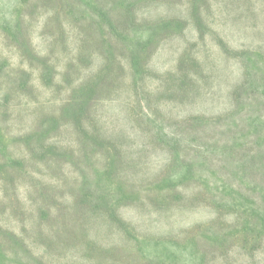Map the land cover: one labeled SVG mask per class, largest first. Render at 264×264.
<instances>
[{
  "label": "rangeland",
  "instance_id": "1",
  "mask_svg": "<svg viewBox=\"0 0 264 264\" xmlns=\"http://www.w3.org/2000/svg\"><path fill=\"white\" fill-rule=\"evenodd\" d=\"M91 1L94 13L68 0L79 21L65 2L71 15L54 1L0 0V264H264V230L248 229L247 209L217 204L227 197L207 171L225 150L209 119L235 111L242 144L251 141L248 122L259 129L253 141L264 140V0H137L138 28L118 22L104 41L100 15L117 16L123 0ZM19 14L29 55L2 29ZM87 82L106 87L84 127L110 138L115 160L70 124L66 103L83 100ZM176 151L186 163L173 161ZM245 185L242 194L258 197Z\"/></svg>",
  "mask_w": 264,
  "mask_h": 264
},
{
  "label": "trees",
  "instance_id": "2",
  "mask_svg": "<svg viewBox=\"0 0 264 264\" xmlns=\"http://www.w3.org/2000/svg\"><path fill=\"white\" fill-rule=\"evenodd\" d=\"M53 1L58 5H62V8H65L67 11H68L67 6H68L71 9L73 15L74 14L78 15L79 21H80V17L83 20V16L80 15L79 12H77L75 4H69L68 0H49V2H53ZM95 1L99 6L98 1L94 0V2ZM136 1L137 0H128L126 2V0H123L121 3L124 5L119 7L122 9L120 10L117 16L114 15L112 17L111 14L109 13L100 15L101 19L96 25L103 31L102 33L99 34L101 35L103 41L105 36L109 37V35H112L114 33V29L115 27L118 26L117 24L118 22H121L123 27L127 29L130 28V30L132 28L135 29L138 28L136 26V19H135L136 17L131 11V8L133 7L132 3ZM63 2H65L67 6L65 4H61ZM82 2L85 3L84 5L88 9V12H93V13L95 12L96 7L94 6V3L91 0H82ZM90 3L92 4V7L89 5ZM58 14H59L58 11H54L53 15L55 17H58L57 16ZM84 15L88 16L92 20L91 15H88L87 12H84ZM21 17H23L22 14H19V16L13 21L6 20V18H4L2 22L5 23L6 25L3 26L2 29H4L6 33L10 34V37L19 46L18 48H20L21 52L24 55H29L31 54V52H29L30 46H26V45H24V47L22 46L23 38H24L22 31L24 30L23 28L24 25ZM193 18L195 19L196 25L197 24L201 25V18L197 12L194 13ZM146 30L150 32L151 38L155 35V28H149ZM108 43L110 42L108 41ZM138 44H135L136 51H134L131 57L132 65L136 71L138 69L139 70L141 69V63L139 62L140 59L137 52V49H141L140 48L141 46H139L141 44L139 45ZM192 64L194 65L192 66V70L193 68H199L198 63H192ZM42 66L46 70H49L46 64ZM103 70L101 69L100 72H102ZM178 70L182 71L183 69L181 68V66H179ZM193 73L189 71H185L183 76L189 77ZM182 82H185V80H183ZM182 82L177 86V92L180 94L184 92L183 85L185 84ZM103 87H106L105 83L102 85L101 88L100 86H98V84L94 87V85H92V82L80 84L79 88L82 89V94H85V98L83 100L81 99L78 100V97L74 99L71 98L67 101L66 107H69L68 113L70 114L69 115L70 116L69 120L71 122L70 124L74 127L75 133L81 136L80 142L83 140L85 136V144H87L91 148L101 150L102 154L105 155L108 160L109 159L115 160L116 155L120 156V153H117L115 147L112 144H110L108 141H106L110 138L107 139V137L102 133V131L101 132L98 130L92 132L86 131L83 122V116L85 115V112L89 104L91 103L90 100L92 101V99H94L97 90L100 88L99 91L97 92V94L99 95V92L102 90ZM105 100H109V99H105ZM71 101L72 104H70ZM233 102L237 104V99L234 98ZM236 113L237 112L231 110V112L222 115L219 119H215V120L214 118L209 119V122L213 121V124L210 125L212 128L210 133H212L213 131H216L218 133V134L216 133V135H219L223 139L222 144H223V149L225 150H223L222 153L223 155H221L223 158L222 160L218 161L212 158L214 161H216L218 165L217 169L216 170L210 169L212 172H210L209 170L207 171L212 174L213 176L212 179L217 185V188L215 187L213 190L218 191L219 189H221L222 194H225L227 197L226 199L223 200V202L218 201L217 204L220 205L222 208H226L227 206V208L230 210L232 209L234 210L236 208L241 210L247 209L248 218H249L247 222V225L249 227L248 229H250V231L251 229H253V232L255 234H260L261 231L264 230V196L260 198V194L262 195L264 194V140L262 139V142L260 141L255 142L256 140L259 139L256 138L257 133H259V129L253 130V126L255 122L253 123L248 122L247 137L251 138L250 139L251 141H245V143L242 144V141L244 139L243 131L245 126L240 128L241 124H243V120L241 119L240 116H238V114L236 115ZM163 138L170 139V141L172 142L176 141V139L181 141L179 137H177L176 135H172L171 138H168V136L163 135ZM253 138H256L255 141H253ZM249 144H251V149H247ZM79 145L83 148L82 144ZM88 146L86 149L91 151L92 149H90V147ZM82 148L79 149V158L82 161H84L86 160V156L88 155V153L85 151L86 149L82 150ZM99 148L105 149L107 151V155L102 149ZM212 149L215 150V148ZM176 154L177 155L175 157V160L173 161L181 164L186 163L185 160L186 155H182L181 152H177V151ZM69 155L72 158L74 153L69 152ZM88 157L90 156L88 155ZM187 165L190 166V168H193L194 166L191 163ZM209 166L211 167L212 165L209 164ZM22 168L23 167L22 165H20V162L15 161L13 164L12 171L21 174L20 170ZM107 174L108 175L110 174L109 169ZM255 177H258L261 181L256 182L254 179ZM244 179L247 181V185L244 186L246 187V191H248L249 193L256 194L258 197L254 196L252 198L251 195L242 194L241 191L238 190L239 187L242 185ZM4 182L13 185L15 180L12 178L10 174H6ZM252 186L253 188H251ZM4 198L5 200H8L7 195L4 196L3 199ZM11 203L12 206L10 207V211L12 215L16 216V214H20L21 201L19 197L13 196ZM256 223H258L262 228L257 229L254 226ZM0 247H1V243H0Z\"/></svg>",
  "mask_w": 264,
  "mask_h": 264
}]
</instances>
